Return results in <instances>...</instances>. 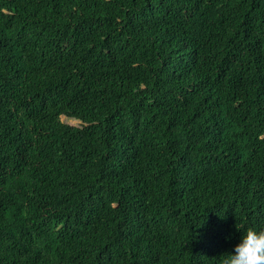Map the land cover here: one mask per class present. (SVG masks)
<instances>
[{"label":"trees","instance_id":"1","mask_svg":"<svg viewBox=\"0 0 264 264\" xmlns=\"http://www.w3.org/2000/svg\"><path fill=\"white\" fill-rule=\"evenodd\" d=\"M251 226L264 0H0V264H223Z\"/></svg>","mask_w":264,"mask_h":264},{"label":"clouds","instance_id":"2","mask_svg":"<svg viewBox=\"0 0 264 264\" xmlns=\"http://www.w3.org/2000/svg\"><path fill=\"white\" fill-rule=\"evenodd\" d=\"M223 264H264V229L251 226L241 231L239 242L224 256Z\"/></svg>","mask_w":264,"mask_h":264},{"label":"rangeland","instance_id":"3","mask_svg":"<svg viewBox=\"0 0 264 264\" xmlns=\"http://www.w3.org/2000/svg\"><path fill=\"white\" fill-rule=\"evenodd\" d=\"M66 121V120H65ZM70 123L74 124V125H78L79 122H75V121H70Z\"/></svg>","mask_w":264,"mask_h":264}]
</instances>
